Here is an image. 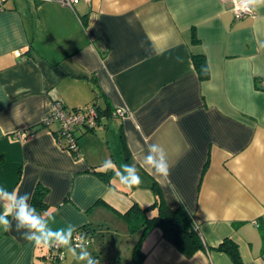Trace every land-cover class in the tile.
<instances>
[{
	"label": "crops",
	"instance_id": "crops-1",
	"mask_svg": "<svg viewBox=\"0 0 264 264\" xmlns=\"http://www.w3.org/2000/svg\"><path fill=\"white\" fill-rule=\"evenodd\" d=\"M228 0H5L0 12V185L31 195L52 227L91 230L85 247L108 264H139L138 233L122 218L132 202H154L199 221L206 245L234 241L244 264H264V7L235 20ZM193 54H203L207 77ZM96 103L98 122L77 129L79 156L41 125L51 103ZM124 108L129 114H113ZM19 131L34 135L20 140ZM165 150L169 174L143 165L148 147ZM126 147V152L123 150ZM137 168L131 190L92 170L105 161ZM36 193V194H35ZM130 233L127 246L117 225ZM124 233V232H123ZM52 247L0 229V264H51ZM55 264H85L62 247ZM79 251V249H77ZM143 264H232L215 249L181 254L153 227L142 239Z\"/></svg>",
	"mask_w": 264,
	"mask_h": 264
},
{
	"label": "clouds",
	"instance_id": "clouds-1",
	"mask_svg": "<svg viewBox=\"0 0 264 264\" xmlns=\"http://www.w3.org/2000/svg\"><path fill=\"white\" fill-rule=\"evenodd\" d=\"M242 12H251L259 7H264V0H234ZM143 165L152 170L156 176H167L169 164L165 150L159 144H152L148 147L147 153L143 156ZM105 171L111 170L114 163L111 160L105 161ZM121 185L131 190L142 183L137 168L130 164L121 165L120 171L116 173ZM31 195L27 192L21 194L15 190H8L0 185V229L8 232L15 223L16 231L23 233V237L29 243L42 247H63L70 251L77 260L85 264H99L83 244L73 243V233L76 225L67 224L65 227L53 228V218L37 211L30 203ZM79 249V251H77Z\"/></svg>",
	"mask_w": 264,
	"mask_h": 264
},
{
	"label": "trees",
	"instance_id": "trees-1",
	"mask_svg": "<svg viewBox=\"0 0 264 264\" xmlns=\"http://www.w3.org/2000/svg\"><path fill=\"white\" fill-rule=\"evenodd\" d=\"M193 61L202 79L207 77V64L203 54H193ZM126 152V147L123 145ZM75 157L79 156L78 151L72 152ZM97 173L103 180L113 185L111 179L116 176L113 169L105 171V169L92 170ZM151 189L155 195L153 203L147 206H140L137 202H132L128 209L121 214L131 233H138V238L134 246V257L139 264L142 263V253L139 246L142 239L147 235L153 227H159L162 230L163 237L171 242L181 254L191 256L198 250L210 251L212 249L226 253L231 259L232 264H244L238 251V245L229 238L221 239L216 247L206 245L199 232V221L192 217L191 213L180 204L175 207H169L165 203L159 186L151 181ZM114 186V185H113ZM36 194V193H35ZM44 190H39L37 195L33 197L32 205L36 209H40L43 205ZM84 235H89L91 230L83 227L81 230ZM262 245L264 248V229H261ZM51 264L55 262L49 261Z\"/></svg>",
	"mask_w": 264,
	"mask_h": 264
},
{
	"label": "built area",
	"instance_id": "built-area-1",
	"mask_svg": "<svg viewBox=\"0 0 264 264\" xmlns=\"http://www.w3.org/2000/svg\"><path fill=\"white\" fill-rule=\"evenodd\" d=\"M4 1L0 0V12L4 10ZM60 3L63 6H66L70 9H74L75 6L81 0H54ZM87 1V0H86ZM231 3V10L235 20L243 18L247 15H253L254 11L251 12H242L237 7V4L234 3V0H228ZM113 114L119 116H126L129 113L124 108H115ZM99 118L98 105L96 103L87 104L84 106L67 108L60 101H54L51 103V107L47 114H45L40 124L47 126L50 123L57 122L59 127L55 132V138L59 145L65 149L73 151H78L76 131L77 129L82 130H92L95 128ZM34 135L33 131H19L15 134V137L20 140H25ZM83 238L84 246L89 242V236L84 235L83 232L78 231L73 233V243L80 242V239ZM51 253L47 256L48 261L56 262L63 258L62 247L52 246ZM99 264H108L106 261L96 259Z\"/></svg>",
	"mask_w": 264,
	"mask_h": 264
},
{
	"label": "rangeland",
	"instance_id": "rangeland-1",
	"mask_svg": "<svg viewBox=\"0 0 264 264\" xmlns=\"http://www.w3.org/2000/svg\"><path fill=\"white\" fill-rule=\"evenodd\" d=\"M117 228L119 229V232H121L124 227H123V224H122V227L120 224L117 225ZM124 232V233H123ZM130 233L128 232H125V231H122V234L119 233V236H120V241L125 245L127 246V241H129V238H133L132 235H129Z\"/></svg>",
	"mask_w": 264,
	"mask_h": 264
}]
</instances>
